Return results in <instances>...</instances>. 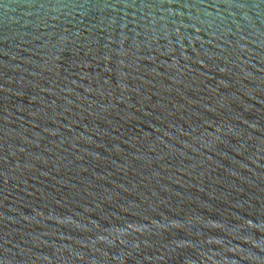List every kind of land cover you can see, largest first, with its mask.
I'll return each instance as SVG.
<instances>
[{"label":"water","instance_id":"1","mask_svg":"<svg viewBox=\"0 0 264 264\" xmlns=\"http://www.w3.org/2000/svg\"><path fill=\"white\" fill-rule=\"evenodd\" d=\"M0 264H264V0H0Z\"/></svg>","mask_w":264,"mask_h":264}]
</instances>
